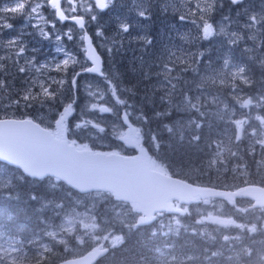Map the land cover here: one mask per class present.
Returning a JSON list of instances; mask_svg holds the SVG:
<instances>
[{
    "label": "rangeland",
    "instance_id": "374dc122",
    "mask_svg": "<svg viewBox=\"0 0 264 264\" xmlns=\"http://www.w3.org/2000/svg\"><path fill=\"white\" fill-rule=\"evenodd\" d=\"M49 1L0 0V116L15 114L17 110L14 107L21 106V112H28V108H31L29 114L33 118L30 119L39 122L44 127L54 129L56 111L52 99H47L50 98L47 92L51 91V86H48V81H52L50 74L65 73L66 71L75 73L84 69L86 49L84 34L76 33L70 28L59 29L58 25L53 22ZM70 1L74 2V0ZM194 2L198 3V6H194V12L188 6L183 9L187 13H195L198 16L199 25L197 26L203 30L206 29V35L203 32L200 43L186 47L168 40L165 30H162L164 27L155 31L152 21L148 19V14L142 9L136 10V2H133L132 8L119 10L110 16L98 14L92 0H79V8H70L87 18L89 33L97 48L106 56L109 69L112 72L118 63L121 74L126 68L130 71L135 68L134 56L130 58L123 54L130 48L140 50L141 41H144L147 48L153 52L155 48L154 32L156 35L158 33L156 38L159 41H168L171 45L167 52L158 51L159 49L155 51V56L165 60L163 67L172 65V59L175 60L172 54H177L180 57L187 56L185 62L188 67L190 64L194 65L190 73L192 76H196L201 57L213 58V66L206 64L213 68L208 73V81L205 83L195 82L191 87H180L168 82L165 78H158V68H155L156 71L153 73L144 71L138 73V76L142 78L145 75L149 77L150 81L147 80V83L152 84L153 95L151 96V106L149 105L147 110L156 111V114L160 113L158 115L161 119L159 129L162 127L161 134H166L165 139L161 141L157 139L152 142L156 153L160 152L163 156L169 154L170 149L181 144L183 137L198 136L204 128L207 130L213 124V150H218L217 157L213 161L209 160L206 164L205 159L203 168L200 166L191 172L183 171L181 174L183 177L187 175L201 176L203 171L211 173L215 168H219L220 162L227 163L231 145L234 140H238L226 136L231 122L238 126L242 123L247 127H252L251 131H256V136H262L264 141V121L258 117L255 118L259 114H251L250 110L249 112L240 110L235 112L226 107L231 106L236 109V106L232 104L233 101L228 98L247 85L244 80L250 79L244 76L245 72L239 67L241 57L235 55L232 52L233 49L235 51L238 48H247L248 51L254 52L259 59V64H263L259 74L262 76L261 80H264V0H243L241 5L236 6L235 9L220 10L219 12L214 11V2L213 9H210L209 2L206 0ZM220 6L222 7L223 4ZM178 8L174 7L169 15L173 11L177 13ZM182 20L185 24L183 18ZM124 26H127V31L124 30ZM218 28L223 34L218 40L211 43L207 36V29L213 30L214 38ZM133 36H135L136 43H131ZM171 38L174 36L169 35V39ZM146 39L148 42L145 41ZM188 41H191L190 38ZM129 61L130 63H128ZM16 65L20 66L19 70L25 72L21 80L22 85L18 87V98L22 99V102L19 103H16L17 98L10 97L8 90V85L11 88L14 85L11 80L15 75L14 67ZM203 74L205 77L206 69ZM209 75H213V77ZM65 82L64 78L59 80L61 85H64ZM115 82H106L105 85L108 88H102L100 83L99 86H90L92 89H88L86 85L81 87L79 90L81 110L104 114L106 117L108 114L113 122L118 114L126 112L127 115H131L135 121H138L146 106L134 101L136 97L128 95V93H133V90L128 92L123 88L115 89ZM211 82H213V88L210 89ZM257 85L259 91L262 87L264 88V84L261 82ZM160 87L161 93L154 102ZM107 89L118 92L116 96L107 95ZM175 91L179 97L174 98ZM189 94L194 96L190 97ZM210 94H213V98L210 97ZM195 97L196 99H193ZM232 99L234 98L232 97ZM34 103L35 105L28 107ZM200 105L202 106L199 107ZM212 105L213 113H207ZM110 110L111 113H108ZM233 113L237 114L235 117L241 119L233 117ZM89 115L91 118L92 114ZM154 118L156 117L153 116V120ZM116 127L115 134H118L115 138L117 139L124 136L125 127L121 130L118 125ZM121 127H123L122 124ZM138 128L143 133V129H145L143 125ZM87 129L88 127L82 122L76 125L75 132L78 133L76 142H84V138L91 137V135L96 137V133ZM156 131L154 127H151V134ZM101 132L99 130L100 134ZM80 133L85 134L83 136ZM176 135L181 139L173 140ZM86 139L90 142L89 138ZM200 164H202V160ZM153 169L163 172V168L154 162ZM223 171L221 170V173ZM220 179L231 181L230 178L220 177ZM53 186V189L58 188L56 185ZM60 194L55 198L58 199L56 203L51 202L55 207L53 215L55 221L49 225L47 232L49 241L41 247L44 251L50 250L51 242L70 247L69 250L73 253L88 245L90 248L91 246L106 247L107 245L114 248L123 243V236L133 230L138 222V217L133 215L129 208L114 206L105 196L98 195L70 202L69 194H65L59 201ZM250 208L251 206H237L233 210H229L223 204H203L200 208H188L187 211L190 216L192 213L194 214L193 217L196 218L191 222H195L199 228L203 226L209 229L214 224L221 230L240 232L245 235L246 239L252 240L259 234L258 230L264 232V228L261 229L255 225L258 224L255 222L263 223L264 216L261 213L253 212L254 209ZM156 224L160 226L164 235L171 234L173 230L188 231L183 218L162 215L158 216ZM164 229L167 231L163 232ZM206 234L208 231L205 232ZM238 240L242 241L243 239L239 235L232 238V241L238 242ZM75 242L76 245H74ZM159 256L162 260L161 264H172L170 260L165 259L166 256L163 252ZM22 257L18 244L4 239L0 241V264H17L22 261ZM179 262L182 263V261Z\"/></svg>",
    "mask_w": 264,
    "mask_h": 264
},
{
    "label": "water",
    "instance_id": "95a60500",
    "mask_svg": "<svg viewBox=\"0 0 264 264\" xmlns=\"http://www.w3.org/2000/svg\"><path fill=\"white\" fill-rule=\"evenodd\" d=\"M59 1L54 0L53 5ZM77 23L82 29L83 23ZM87 38L91 41L90 37ZM86 47L87 60L93 65L88 73L101 76V56L92 41L89 45L86 39ZM72 115L70 111H65L64 117L57 123L58 138L32 121H0V161L24 170L27 176L34 179L60 178L71 188L83 193L95 190L111 191L117 199L130 202L135 211L147 216V223L141 220L144 224L153 222V216L157 212L175 213L171 203L173 199L183 201L184 198L188 199L185 196L187 192H198L182 182L152 171L150 156L137 143L139 134L126 116L124 121L128 130L121 141L128 149L135 150L138 153L136 156H106L76 151L69 146L65 135V123ZM246 194L257 199L258 205L263 206L259 193ZM225 197L228 199V195ZM107 252H101L97 248L80 260L62 264H96Z\"/></svg>",
    "mask_w": 264,
    "mask_h": 264
},
{
    "label": "trees",
    "instance_id": "16d2710c",
    "mask_svg": "<svg viewBox=\"0 0 264 264\" xmlns=\"http://www.w3.org/2000/svg\"><path fill=\"white\" fill-rule=\"evenodd\" d=\"M174 1L175 0L154 1V9L156 13L155 16H158V21L156 24L158 26L157 28L172 26L173 23L175 26L181 25L177 18L171 19V15H169V10H172L171 6H173ZM179 3L180 2H177V5H179L178 9H180V11L177 13V17L184 16L186 19H189V14L185 12L182 4ZM181 9H183V12ZM193 17L194 20H196V16L194 15ZM185 25L189 26L190 21L188 22V20H186ZM161 44L163 45L164 43ZM131 56L132 55L129 54L130 58ZM133 61L135 62V59ZM128 63H130V61ZM136 64H138V62H135L134 64L135 69L140 70V72L146 70L145 66L139 67L136 66ZM139 65L141 64L139 63ZM146 66L148 67L149 65ZM15 76L16 78L13 83V88L8 86L11 95H17L19 91V78L17 71ZM121 77L123 81L127 82V84L126 82L123 84L125 88L132 87L134 89L136 102H140V105L146 106V109H143L144 113L142 116L144 115L146 119H150L151 114L154 115V113L152 110L151 112L150 110H147L149 109L148 106L151 104V90H149V86L140 78H135L128 72L122 74ZM81 81L82 80H80L79 83ZM104 87L107 86L105 85ZM73 92V89H68L64 93L72 97ZM109 92L110 90L107 89L106 93L108 94ZM61 93L62 92L58 93L57 95H60ZM17 99L20 101L22 100L21 98ZM80 117L81 116L77 114L75 119H80ZM114 121L115 122L112 121V124H105L103 126L96 125L99 130L103 131V136L105 138L111 133L110 128L113 130L115 126H121L119 115ZM135 123L140 125L139 121H136ZM143 127L146 128V124H143ZM156 127H159L158 124H156ZM144 145L149 150H151V144L148 140H145ZM180 145L181 144L175 146L172 150L170 149V153L168 154L170 158H178L181 162H186L195 166L189 168H199V164H192L191 162L200 158V151L205 152L207 144L199 145L196 148L191 147L187 154L185 153L182 156H179L182 151H180ZM98 148L101 149L103 147ZM3 169L14 172L13 170L5 168L0 164V173ZM50 183L52 184L51 181ZM33 184V182L23 179V181L13 182L9 187H0V231H2V234H5L6 236L21 244L27 252L31 251L28 248V245L34 244L43 236V233L46 230L45 224L51 219L49 207L44 200V197H49V195H51L50 190H48L46 187H43L38 182H36L35 185ZM56 184L61 188V190L69 191L63 184ZM158 228H160V226L155 225L153 228H143L130 233L126 237L123 245L114 249L110 258L103 264H161L158 255L164 251L168 255L172 256V260H175V258H183L189 260L192 264H227L231 259V257L224 252V250L227 249V245L221 239L212 241L208 238L202 237L199 234L196 236L192 233H188L187 235H189V238L187 241L192 243V248H190L188 245L184 244V239L180 240L178 237L175 238L173 235L164 236L162 230ZM166 231V229L163 230V232ZM208 243L212 244L213 246H210ZM191 249H193V252ZM210 250L213 251L214 255L216 254L214 257H212L211 254H206ZM30 254L34 255L35 259L27 260L24 264H58L61 261H65L70 258V254L68 252H64L60 248H55L54 253L46 254V256L35 255L33 252H30ZM199 257L203 261L205 260V262L201 263L198 261ZM228 264L238 263L237 260H233ZM239 264H244V262L242 261Z\"/></svg>",
    "mask_w": 264,
    "mask_h": 264
},
{
    "label": "bare ground",
    "instance_id": "6f19581e",
    "mask_svg": "<svg viewBox=\"0 0 264 264\" xmlns=\"http://www.w3.org/2000/svg\"><path fill=\"white\" fill-rule=\"evenodd\" d=\"M67 23H69L71 26H73V27H70V29H72V30H76L78 28L77 24L74 22L67 21L65 24H67ZM59 29H60V27H59ZM66 29H69V28H62V30H66ZM123 55L129 57V54H123ZM152 59H153V61H152L153 64L156 65L154 68L151 67L149 62H147L142 57L135 58V62L136 63L138 62V64H136V66H139V67L145 66L146 70L144 72H149V73L155 72L156 71L155 68H158L159 69L158 70L159 71L158 78H162V79L165 78V79H167L168 82L174 83V85H179L180 87H184V88L186 86L191 87L195 84V82L189 81L187 79L188 73L190 72V70H192L194 68L193 64H190V66L188 67L187 63L184 60H182L178 57H175V60L178 63V67H177V71H176L172 67V65L169 64V66L163 67L162 61L157 62V61H155V58H152ZM139 63L141 65H139ZM146 65H149V66L147 67ZM136 71L140 73V70L136 69ZM241 90H245V88L242 87ZM210 97L213 98V94H210ZM224 98H227V97H224ZM228 99H230V98H228ZM231 100L233 101L232 104H234L236 106L237 110H240L243 112H249V109L247 108V106L250 102L249 96L242 95L237 99H231ZM237 105H238V107H237ZM260 117L264 119V115H261ZM81 134L84 136L85 133H81ZM86 138L90 139V143H91L90 152L95 154V155L100 154L99 148L94 142L95 136L91 135V137L89 136ZM113 148H114V150H116L119 153H128V151H129L128 148H126L124 146H120V145H114ZM235 187L239 189L238 186H235ZM227 195H228V199H227L226 205H227V208L229 210H233L237 206H249V204L251 202V198L246 193H242L241 195H233L231 193H228ZM255 223H258V224H255ZM255 223L254 224L257 225L259 228H261V229L264 228V224H263L264 222L263 223L262 222H255ZM5 239H7V238H5ZM184 244H186L190 248H192L191 247L192 243H190L189 241H187L185 239H184ZM88 248H90V247H88ZM90 249H96V248L91 246ZM191 250L193 252V249H191ZM206 254H211L212 257H214L216 255V254L215 255L213 254L212 250L208 251ZM198 261H200L201 263L205 262V260L203 261L200 257L198 258ZM237 263L239 264L240 262L237 261Z\"/></svg>",
    "mask_w": 264,
    "mask_h": 264
},
{
    "label": "flooded vegetation",
    "instance_id": "af4514ba",
    "mask_svg": "<svg viewBox=\"0 0 264 264\" xmlns=\"http://www.w3.org/2000/svg\"><path fill=\"white\" fill-rule=\"evenodd\" d=\"M124 1L125 0H116V2H118V3H122ZM138 1H141V0H134L133 1V2H136V8H137L136 10H139V9L144 10L143 3H140ZM74 2L73 1H70V0H65L64 3H63V7H62L63 10H64V12L66 13V15L69 18L70 17H82V18L86 19V22H87V18L83 14L77 13L76 11H73L72 9H70L71 7H76V8H79L80 7L79 0H74ZM145 12L147 13V11H145ZM61 27H63V28H70V27H73V26H71L69 23H67V24L61 25Z\"/></svg>",
    "mask_w": 264,
    "mask_h": 264
},
{
    "label": "snow or ice",
    "instance_id": "6c2138e0",
    "mask_svg": "<svg viewBox=\"0 0 264 264\" xmlns=\"http://www.w3.org/2000/svg\"><path fill=\"white\" fill-rule=\"evenodd\" d=\"M108 2H109V0H103V3L101 5V7H107L108 6ZM81 26H83V25L81 24ZM124 30L127 31V26H124ZM45 38H47V35H45ZM68 38L71 39V37H68ZM84 39L88 40V44L89 45L91 44V41H90L89 38L85 37ZM93 51H94V49H93Z\"/></svg>",
    "mask_w": 264,
    "mask_h": 264
}]
</instances>
